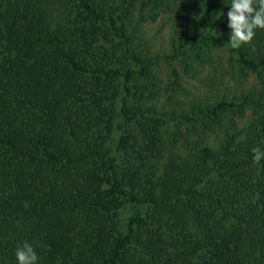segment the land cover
Here are the masks:
<instances>
[{
    "label": "trees",
    "instance_id": "1",
    "mask_svg": "<svg viewBox=\"0 0 264 264\" xmlns=\"http://www.w3.org/2000/svg\"><path fill=\"white\" fill-rule=\"evenodd\" d=\"M220 5L0 0V264H264V29L232 48ZM162 14L183 64L229 47L258 86L186 100L139 40Z\"/></svg>",
    "mask_w": 264,
    "mask_h": 264
},
{
    "label": "rangeland",
    "instance_id": "2",
    "mask_svg": "<svg viewBox=\"0 0 264 264\" xmlns=\"http://www.w3.org/2000/svg\"><path fill=\"white\" fill-rule=\"evenodd\" d=\"M222 10L223 5H220L210 19L201 15L200 20L213 34L229 39L231 30L227 27L228 21H219ZM179 25L177 18L169 14L159 15L156 21H145L139 26V40L148 42L152 51L160 57L159 72L166 83L173 81L174 73L179 72L182 97L189 102L213 101L227 91H237L241 84L246 91L258 86L256 75L241 77L229 47L208 49L199 60L189 59L190 65L183 64L181 57L173 55L171 47L174 38L181 37ZM250 116L251 113L248 119ZM129 215L130 208L126 207L122 211V218L125 220Z\"/></svg>",
    "mask_w": 264,
    "mask_h": 264
},
{
    "label": "clouds",
    "instance_id": "3",
    "mask_svg": "<svg viewBox=\"0 0 264 264\" xmlns=\"http://www.w3.org/2000/svg\"><path fill=\"white\" fill-rule=\"evenodd\" d=\"M227 11V27L231 30L228 43L232 48L250 42L256 29H264V0H230ZM253 159L264 158V148L251 149ZM16 264H38L39 257L33 245L22 243L15 249Z\"/></svg>",
    "mask_w": 264,
    "mask_h": 264
}]
</instances>
